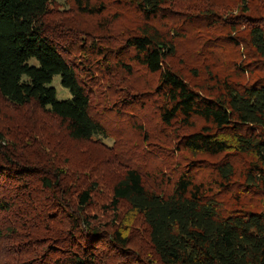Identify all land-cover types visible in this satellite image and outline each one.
<instances>
[{
	"label": "trees",
	"instance_id": "trees-1",
	"mask_svg": "<svg viewBox=\"0 0 264 264\" xmlns=\"http://www.w3.org/2000/svg\"><path fill=\"white\" fill-rule=\"evenodd\" d=\"M53 1L0 0V95L58 120L47 132L15 122L13 141L0 128V243L9 239L10 264H154L134 237L159 264H264V205H236L264 200V0H240L221 36L209 31L227 25L218 11L183 0H70L107 44L84 42L80 60L44 29ZM184 41L201 45L192 62L180 56ZM227 42L246 44L248 60L233 68L249 76L210 75L205 90L208 57L198 53ZM103 74L133 76L140 89L99 111L91 89ZM55 75L69 98H58ZM110 111L116 124L130 120L147 144L141 155L156 161L101 181L45 150L60 128L71 141L120 138L106 125Z\"/></svg>",
	"mask_w": 264,
	"mask_h": 264
},
{
	"label": "rangeland",
	"instance_id": "rangeland-1",
	"mask_svg": "<svg viewBox=\"0 0 264 264\" xmlns=\"http://www.w3.org/2000/svg\"><path fill=\"white\" fill-rule=\"evenodd\" d=\"M183 3H187V5L183 7H187L191 10H194L191 7H204L206 10H211L213 8L214 10L218 11L219 17H217V20L221 22V24L227 25L226 27L212 26L209 28V31L212 32L213 35L218 34L220 36L225 35L227 28L231 26L229 25V15L239 13V8L241 5L240 0H183L182 4ZM179 7L181 6L179 5ZM44 29L51 36V38L55 39L58 43L75 48V50L69 55L72 60H80L79 57H81V54L75 51H78L81 47H83V45H85L84 42L88 45H91L92 41L95 40V44H100V46L107 45L104 43V39H100L98 34L94 32L91 24L89 26L87 20H85V16H81L75 12L72 1L70 0L53 1L50 14L44 21ZM243 30L244 27L241 26L238 31L241 33ZM240 33L232 32V34L243 35V33ZM195 44V42H191V44H189L188 42L184 41L182 44L184 49L182 51L184 53H181L180 56L183 59L185 58L186 60L192 62L196 57L194 52L199 46H201H195ZM223 44V47H220L221 44H219L218 46L213 47V50H209L214 52L213 55L205 54L208 51H201L198 53V58L202 53L208 57L205 63L206 66L201 68V73H203V75H201L202 78L198 83L203 87L209 83L207 78L210 75L216 76L230 73L234 79L239 81L247 78L248 74L241 75L239 70L233 68L235 65L242 64L248 60L249 51L246 44L243 42L239 47L235 46L231 42ZM185 45L187 48H189L188 50L185 48ZM172 61L177 62L178 58ZM59 81L60 76L55 75L52 83L54 87L57 88L58 98H69L68 90L62 88L59 84ZM94 83L96 85H94V88L91 89V101L93 107L98 108L99 111L105 107H115V95L119 94L120 97H125V93L128 90L140 89L138 85L140 82H137V79L130 75H114L112 77L103 74L97 76ZM108 86H111L112 89H105ZM207 88L208 86L205 87V90ZM114 114V112H109L107 116L108 123L106 125L110 130H118L120 133V136L118 137L120 138H117V135L114 137L113 134L115 133L109 131L108 137L100 136V138L95 137L90 141L77 142L68 139L66 131H64L63 128H60L57 130V135L53 136V139L51 138L49 145L47 148H45V150L50 151L53 147H56V149L52 151V155L55 159L61 160L63 157L64 159L68 157V159H70V162L68 163L74 165L75 167H78L81 164L91 166L93 173L101 181L106 179L111 181L118 177L122 173V170L126 168L127 165H130L127 163H133L135 165L140 163L147 164L148 160L150 163L156 161L159 157H155L151 152L147 153V157H143V155H141V152L145 150V145L147 144L143 143L141 138L133 131V125L131 124L130 120L126 119L123 123V115H120L122 117V123L116 124V116ZM132 114L136 116V112H133ZM132 117L133 120L136 119L134 116ZM148 117L150 118L151 116L149 115ZM22 120H27L30 126L31 124L40 125L44 132V129H46L47 132L52 124L53 128L56 127L54 124L58 122V120L55 117L50 116L46 110H36L32 106L31 108H19L14 104H9L0 95V128L9 134H6V137L8 139L10 137L11 141L17 138L18 132H15V122L19 123ZM153 120L155 121V119ZM100 142L116 152L115 156H111L110 154L103 151L100 147ZM121 146L124 147L120 148ZM68 150H70V152ZM106 158L111 161L110 165L104 162ZM63 166L69 169L67 165L64 164ZM260 198L262 197H251L250 195H247L246 198H243L239 203L237 202V204L232 198H228L227 202L234 205L244 204L245 207L257 209L260 207V205H264V200H261ZM41 234L43 233L41 232ZM133 239L134 240L132 244L137 250H140L142 256H145L144 258L150 257L153 259L154 264H159V262L152 256L148 246H144L143 243H141V240H139L137 237H134ZM8 241L9 239L5 237L3 242L0 243V264L13 263L11 262L12 256L10 255V252L4 247Z\"/></svg>",
	"mask_w": 264,
	"mask_h": 264
}]
</instances>
